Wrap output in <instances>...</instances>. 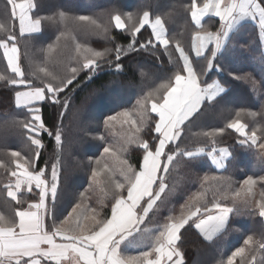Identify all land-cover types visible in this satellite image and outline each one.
<instances>
[{"label":"snow or ice","instance_id":"snow-or-ice-1","mask_svg":"<svg viewBox=\"0 0 264 264\" xmlns=\"http://www.w3.org/2000/svg\"><path fill=\"white\" fill-rule=\"evenodd\" d=\"M41 6L42 0H6L5 12L10 10L11 17L18 21L19 37L26 38V43L42 33L45 21L55 19L40 15ZM184 11L190 14L197 29L192 37V50L197 58L206 61V68L198 71L189 53L178 40L175 41L182 69L137 101L140 121L133 118L131 109L115 112L103 121L108 129L117 123L127 124L134 129L126 145L135 144L142 151V160L131 163L127 155H122L105 143L101 156L94 161L95 167L89 178V187H92L101 185L100 178L106 177L102 189L105 199L98 202L99 211L84 203L86 193L81 192V201L66 215L65 210L58 207L61 183L59 159L51 165L50 176L46 174L47 162L45 167L40 168L36 163L44 148L41 134L54 137L56 146L62 148L61 128L56 124L51 129L46 127L38 105L49 101L53 106L67 108L68 99L62 100L61 93L76 81L71 89L75 92L80 84L77 77L81 72L86 73L88 81L99 79L105 66L123 74L125 57L132 53H148L158 58L159 48L168 54L174 37L169 35L161 16L156 15L153 19L149 11L134 16L131 12H121L119 7L113 5L108 12L110 19L107 24L89 15L73 17L94 35L110 43L111 47L97 50L76 42L73 36L76 53L74 64L64 66L62 73L42 64L30 73L33 79H28L21 67L16 32L13 27L0 24V31L4 33V38H0V49L14 74L13 77L0 75V80L4 81L5 88L16 86L13 89L15 108L26 117L17 127L26 130L27 138L35 147L31 158L22 156L19 151H11L14 169L0 160V168L14 178L3 185L14 207L11 215L0 212V264H185L180 247L181 230L190 221L207 241L226 233L235 216L258 215L264 224V188L259 192V199L255 191L258 183L264 185V176L247 175L235 187L230 175L205 174L200 180L201 189L189 197L179 216L169 214L165 223L154 228L146 226L149 214L155 215L165 203L163 197L166 191L171 195L172 190L167 183L170 166L174 162L179 163L178 158H187L195 166L196 157L204 151L202 148L197 151L181 148V138L196 118L220 103L217 98L226 89L221 83H209L202 77L208 76L210 79L209 72L224 71L236 80L252 84L253 90H256L257 82L251 75H234L216 61L227 50L230 34L242 20L258 21L260 32L264 34V0H204L202 4L198 0H190ZM206 16L218 18L220 27L216 31H209L202 24ZM67 18L66 13H59L61 21ZM169 22L179 24V7L176 14L169 16ZM112 27L121 33H128L130 42L127 45L116 42L110 35ZM148 28L150 38L138 40L137 34ZM68 35L61 31L54 43H48L43 49L46 57L55 53L58 42L62 38L67 39ZM24 56L31 62L27 49ZM139 71L144 69L140 68ZM114 83H100L93 89V94H99V99L119 106L125 86L115 89L112 87ZM21 86L27 90H19ZM260 87L264 88V77L261 78ZM260 100L259 112L241 109L236 112V118L224 127L203 131L204 140L212 145L207 155L218 169H225L226 160L232 158L228 148L216 147L217 137L222 136L226 129L233 130L240 137L237 142L241 147L258 150V158L264 163V127L258 126L264 122V94ZM242 115L251 119V128L248 123L242 122ZM145 136L148 138L145 139ZM99 139L104 140V137ZM126 145L121 147V152L125 154L128 152ZM217 151L219 156L216 155ZM105 156H111L115 165L104 162ZM210 181L216 184L211 201L207 199L210 188L206 187ZM34 189L38 191L34 192ZM29 193L38 199L29 202ZM108 207L110 215L104 211ZM258 254L261 257L259 260ZM237 258H240L239 261ZM226 264H264V232L259 239L248 235L243 240V246L236 247L227 257Z\"/></svg>","mask_w":264,"mask_h":264},{"label":"trees","instance_id":"trees-1","mask_svg":"<svg viewBox=\"0 0 264 264\" xmlns=\"http://www.w3.org/2000/svg\"><path fill=\"white\" fill-rule=\"evenodd\" d=\"M189 3L190 0H42V6L39 9L40 15L52 16L55 19L45 21L42 24V33L36 34L37 38L28 40L26 43V38L19 37V29L16 20L10 15V10L5 12L6 0H0V24L11 26L16 32L21 52V67L28 79H33L30 73L37 70L42 64L61 73L64 66L69 63L74 64L73 58L76 53L75 44L71 38L73 36L76 38V42L85 43L97 50L111 47L110 43L101 36L94 35L73 17L89 15L99 22L107 24L110 19L108 12L113 5L119 7L121 12H131L134 16L142 15L143 11H149L153 19L156 15L161 16L169 29V35L174 37L168 54L164 53L163 48H159L158 58L148 53L139 55L132 53L125 57L123 74H118L115 69L105 66L103 72L99 74V79L88 81L86 73L81 72L77 77L80 84L75 88V92H72L71 89L76 85V81L65 89L64 93H61L62 100L68 99L67 108L60 105L53 106L49 101L38 105L41 107L45 126L51 129L52 125L56 124L60 126L62 132V148L56 146L54 137L50 138L47 133L41 134L40 138L44 148L36 163L40 168L45 167V162H47L46 174L50 176L51 165L59 159L61 183L58 207L65 210L64 215L81 201V192L86 193L84 203L96 207L99 211L98 202L105 199V192L102 189L106 177L100 178L101 189H97L96 185L89 187V178L92 168L95 167L94 161L101 156L105 143L111 145L122 155H127L131 163L136 164L142 160V151L138 150L135 144L126 145V140L133 136L134 129L127 124L118 123L108 129L104 126L103 121L108 115H113L124 109H131L133 118L139 122L138 112L140 109L137 101L159 88L176 71L182 69V61H179V55L175 50V41L178 40L180 45L188 50L191 46L192 36L197 30L189 13L184 11V7ZM178 7L180 22L177 25H172L169 22V16L176 14ZM60 12L66 13L68 18L61 21L59 19ZM216 27L217 22L210 28L216 29ZM61 31L69 33L68 38H62L58 42L57 51L50 57H46L43 49H46L48 43H54L55 37ZM149 34L150 28L142 29L141 33L137 34V39L146 41L150 38ZM110 35L122 45H127L131 40L128 33H121L114 27L111 28ZM0 38H4L2 31H0ZM26 49L31 57V62L24 56ZM193 61L202 62L203 66L206 65V61L202 58H194ZM216 63L232 71L234 75H251L257 82L256 90H253L252 84L244 80H236L224 71L209 72L210 79L218 78L217 80L226 87V92L221 94L222 99L221 97L217 98L220 103L210 107L196 118L181 138V148L191 151L202 148L204 151L196 157L195 166L189 163L187 158H178L179 163L174 162L170 166L167 183L169 189L172 190L171 195L166 191L163 197L165 203L160 206L155 215L149 214L147 227L165 223L169 214L179 216L182 206L186 204L189 197L201 189L200 180L205 174L209 176L230 175L235 187H238L239 182H242L247 175L264 176V163H261L258 158V150L241 147L237 142L240 137L233 130L226 129L222 136L217 137L216 147H227L232 154V158L226 160V170L215 168L208 160L206 152L211 149L212 145L202 136L203 131L224 127L236 118V112L241 109L256 112L261 110L260 96L264 94V88L260 87L261 78L264 77V37L261 36L256 24L247 20L237 25L230 34L227 50L222 56H218ZM140 68L144 71H139ZM0 75L14 76L8 68L2 49H0ZM205 79L210 80L208 76ZM112 81L116 82L112 85L115 89L125 86L119 106L106 99H99V94H93V89L100 83ZM15 87L9 85L5 88L4 81L0 80V160L12 169L15 164L10 155L11 151H19L26 158H31L35 151V147L27 138L26 130L17 127L26 117L15 108L13 101ZM24 89L26 88L23 86L19 87V90ZM84 112H92V120L85 118ZM241 120L248 123L249 128L252 127V121L247 116L242 115ZM258 126L264 127V122ZM101 136L104 137V140L99 139ZM122 145L128 147L126 154L121 152ZM109 159L110 161L104 157V162H109L110 166H114L115 160ZM74 178L76 179L74 180ZM9 179L11 177L5 169L0 168V212L5 215H11L14 207V202L10 200L3 188ZM206 187L210 188L207 199L211 201L215 194L216 184L210 181ZM262 188L264 185L258 183L255 189L257 199H259V192ZM37 191L34 189V192ZM27 196L30 198L29 202L38 199L31 193ZM104 211L110 215V207L105 208ZM181 232L180 247L184 253L185 264H226L227 257L236 247L243 246V240L248 235L260 238L261 233L264 232V224L261 223V218L258 215L235 216L227 232L219 234L212 241L202 239L191 221ZM248 258L251 259L250 255ZM260 258V254H258L257 260ZM239 259L237 258V261Z\"/></svg>","mask_w":264,"mask_h":264},{"label":"crops","instance_id":"crops-1","mask_svg":"<svg viewBox=\"0 0 264 264\" xmlns=\"http://www.w3.org/2000/svg\"><path fill=\"white\" fill-rule=\"evenodd\" d=\"M204 2V0L202 1V3ZM201 3V4H202ZM190 15V14H189ZM191 17V16H190ZM247 20H249V21H251V22H253V23H255V24H257L256 26H258V28H259V25H258V21H252L251 19H244V20H242L240 23H242V22H244V21H247ZM215 21V22H214ZM216 22H217V27H216V29H211L210 27L211 26H214L215 24H216ZM239 23V24H240ZM202 24L204 25V26H206L205 28L207 29V30H209V31H216L219 27H220V24H219V20H218V18H216V17H214V16H206V17H204L203 18V20H202ZM238 24V25H239ZM193 25H195L194 24V22H193ZM196 26V25H195ZM235 30V29H234ZM233 30V31H234ZM259 31H260V29H259ZM194 35V34H193ZM193 37V36H192ZM262 37H264V34H262ZM191 42V46L189 47V49L188 50H186L188 53H189V56H190V58L192 59V60H194V58L196 59L197 57L195 56V53L193 52V50H192V41H190ZM183 47V46H182ZM184 48V47H183ZM177 55H179V54H177ZM7 62V61H6ZM194 62V61H193ZM202 62H194V67H196L197 68V70L199 71V70H201V69H204V68H206V65L205 66H203V64H201ZM202 79H205V77H202ZM218 78H216V77H214L213 79H210L208 82L209 83H212L213 81H215V82H218V83H220V81L219 80H217ZM222 86H224L223 84H222ZM225 87V86H224ZM225 89H226V87H225ZM219 148H225V147H217V149H219ZM227 148V147H226ZM210 151V150H209ZM209 151H207L206 153H208ZM202 153V152H201ZM200 153V154H201ZM216 155L217 156H219V152L217 151V153H216ZM208 156V155H207ZM208 160H210V162H211V164L215 167V168H217V166L215 165V163H213L212 162V159H211V157H209L208 156ZM225 164H226V162H225ZM218 169V168H217ZM220 170V169H219ZM194 226V225H193ZM196 229V228H195ZM197 230V229H196ZM197 232L199 233V231L197 230ZM200 234V233H199ZM219 235V234H218ZM217 235V236H218ZM216 236V237H217ZM201 238L202 239H204L203 238V236L201 235ZM215 238V237H214ZM205 240V239H204ZM207 241V240H206ZM58 242H59V240H58Z\"/></svg>","mask_w":264,"mask_h":264},{"label":"rangeland","instance_id":"rangeland-1","mask_svg":"<svg viewBox=\"0 0 264 264\" xmlns=\"http://www.w3.org/2000/svg\"><path fill=\"white\" fill-rule=\"evenodd\" d=\"M199 1V0H198ZM198 3H202V2H198ZM16 22V24H17V27H18V29H19V26H18V21H15ZM257 25V24H256ZM258 27V26H257ZM259 29V28H258ZM260 34H261V36H262V33L260 32ZM220 72V71H219ZM218 73V72H217ZM24 90H27V89H24ZM24 90H21V91H24ZM14 101V100H13ZM84 114V116H85V118H87V119H91L92 120V117H93V113L92 112H84L83 113ZM82 114V115H83ZM84 118V119H85ZM86 120V119H85ZM28 135V134H27ZM212 148V147H211ZM211 150V149H210ZM105 158L108 160V161H110V159L109 158H112L111 156H105ZM21 162H23V161H21ZM107 163V162H106ZM109 163V162H108ZM111 164V163H110ZM14 168H15V166H14ZM12 179H14V178H12L11 177V179H9L8 180V182L10 181V180H12ZM76 178H74V180H75ZM101 187V185H99V186H96V188L97 189H101L100 188ZM7 194V193H6ZM155 226H151V227H149V228H154Z\"/></svg>","mask_w":264,"mask_h":264}]
</instances>
